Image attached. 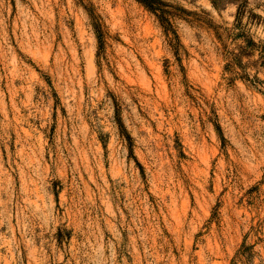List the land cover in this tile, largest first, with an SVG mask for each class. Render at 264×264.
<instances>
[{
    "label": "rangeland",
    "instance_id": "obj_1",
    "mask_svg": "<svg viewBox=\"0 0 264 264\" xmlns=\"http://www.w3.org/2000/svg\"><path fill=\"white\" fill-rule=\"evenodd\" d=\"M0 0V264H264V0Z\"/></svg>",
    "mask_w": 264,
    "mask_h": 264
},
{
    "label": "trees",
    "instance_id": "obj_2",
    "mask_svg": "<svg viewBox=\"0 0 264 264\" xmlns=\"http://www.w3.org/2000/svg\"><path fill=\"white\" fill-rule=\"evenodd\" d=\"M138 3L142 4L146 9L154 13L162 23L166 24V26H171L167 17L165 16L166 11L162 8L161 0H136Z\"/></svg>",
    "mask_w": 264,
    "mask_h": 264
}]
</instances>
